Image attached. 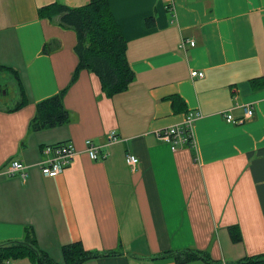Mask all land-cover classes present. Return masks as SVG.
Returning a JSON list of instances; mask_svg holds the SVG:
<instances>
[{"label": "crops", "instance_id": "crops-1", "mask_svg": "<svg viewBox=\"0 0 264 264\" xmlns=\"http://www.w3.org/2000/svg\"><path fill=\"white\" fill-rule=\"evenodd\" d=\"M89 2L0 0V67L17 78L0 74H11L27 101L18 110L0 106V245L32 228L60 264L62 248L76 242L117 253L85 264H177L155 256L186 249L216 264L264 255V86L253 87L264 79V0H110L136 73L114 97L91 71L73 81L76 33L39 17L49 5ZM186 40L195 47L187 42L184 50ZM195 70L205 77L193 78ZM63 91L70 122L31 132L37 105ZM243 105L254 116L229 122V114L244 117ZM191 113L201 114L194 146L173 151L156 137ZM112 131L120 141L106 146ZM87 140L104 146L107 158L91 160ZM65 142L77 149L73 163L44 177L42 148ZM128 154L139 158L134 171ZM13 160L28 167L26 180L5 173ZM230 227L239 228L241 242Z\"/></svg>", "mask_w": 264, "mask_h": 264}, {"label": "trees", "instance_id": "trees-1", "mask_svg": "<svg viewBox=\"0 0 264 264\" xmlns=\"http://www.w3.org/2000/svg\"><path fill=\"white\" fill-rule=\"evenodd\" d=\"M39 17L76 33L75 53L79 63L73 81L78 78L82 70L91 71L100 78L103 91L108 97L126 92L136 81V73L127 58L128 42L113 15L110 0H90L89 4L79 8L53 4L39 9ZM154 24V17L146 20L148 27H153ZM0 70L9 69L0 67ZM9 71L17 78L14 71ZM263 86L264 79L253 82V87ZM64 98L65 91L39 103L36 114L30 123V131L38 132L68 124L71 116L64 106ZM172 100L176 102L178 99L173 97ZM26 102L25 93L22 92V101L15 106L14 110L22 108ZM229 232L233 242L242 241L238 227H230ZM115 255L117 253L90 251L81 242H76L62 248V264H85L90 260ZM155 258L174 259L177 264L194 261L216 264L205 253L194 249L167 251ZM25 259L32 264H60L40 248L36 233L32 228L26 229L23 240L10 241L0 245V264ZM229 264H264V255L244 257Z\"/></svg>", "mask_w": 264, "mask_h": 264}, {"label": "built area", "instance_id": "built-area-1", "mask_svg": "<svg viewBox=\"0 0 264 264\" xmlns=\"http://www.w3.org/2000/svg\"><path fill=\"white\" fill-rule=\"evenodd\" d=\"M189 43L191 47H195V41L186 40L182 41L181 45L186 50V43ZM191 76L193 78H204L205 73L201 71H192ZM244 111V117L241 119H234L232 115H227L226 118L229 122L242 125L246 120L254 116V110L249 105L242 106ZM201 117V114L191 113L185 124L181 126H173L167 129H163L156 132V137L169 144L173 151L178 150L185 146H194L193 138V124ZM120 141L116 132L112 131L108 134L106 146H110ZM87 153L91 160L98 161L100 159H106L108 154H101V150L104 146L98 145L91 140H87ZM42 153L45 158L39 164V169L44 177L54 178L62 174L68 167L71 166L78 152L73 143L65 142L56 145H47L42 148ZM126 163L132 171L136 170L139 165V158L135 155L128 154L126 156ZM28 167L19 160L11 161L6 167L5 173L10 176L19 174L24 180L27 177Z\"/></svg>", "mask_w": 264, "mask_h": 264}, {"label": "rangeland", "instance_id": "rangeland-1", "mask_svg": "<svg viewBox=\"0 0 264 264\" xmlns=\"http://www.w3.org/2000/svg\"><path fill=\"white\" fill-rule=\"evenodd\" d=\"M19 95L17 83L13 76L9 73L0 74V106L13 108L20 102Z\"/></svg>", "mask_w": 264, "mask_h": 264}]
</instances>
